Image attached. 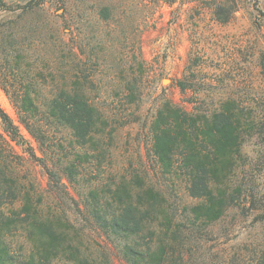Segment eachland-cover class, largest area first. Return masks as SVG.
<instances>
[{"label": "trees", "instance_id": "obj_1", "mask_svg": "<svg viewBox=\"0 0 264 264\" xmlns=\"http://www.w3.org/2000/svg\"><path fill=\"white\" fill-rule=\"evenodd\" d=\"M24 1L18 7L0 0V9L15 13L20 8L25 14L51 0ZM212 1L216 19L229 21L225 1ZM16 19L0 24V69L11 75L0 74V88L16 114L14 120L0 106V264H113L83 247L85 228L102 234L126 264H183L187 243L228 209L244 208L243 182L233 181L245 165L244 142L264 135V115L257 118L232 99L188 109L166 98L149 123L151 155L157 172L170 182L181 179L195 202H170L151 181L139 188L129 182L108 191L99 188L86 176L99 160L112 116L80 84L81 69L76 70L72 85L67 84L58 54L52 59L56 71L49 72L50 84L41 86L43 74L33 66L32 39L28 32L17 33ZM57 38L59 50L64 49V38ZM59 44H54L56 53ZM193 76L188 67V73L176 81L181 93L197 92ZM21 126L37 142L40 155ZM28 160L29 165L34 160L41 166L45 185L35 179ZM66 181L85 185L86 191L77 194L79 200L69 194ZM67 199L73 203V218L63 206ZM260 208L255 218L264 220ZM14 236L20 249L13 247ZM258 261L264 264V251Z\"/></svg>", "mask_w": 264, "mask_h": 264}, {"label": "rangeland", "instance_id": "obj_2", "mask_svg": "<svg viewBox=\"0 0 264 264\" xmlns=\"http://www.w3.org/2000/svg\"><path fill=\"white\" fill-rule=\"evenodd\" d=\"M8 1L18 7L25 3ZM223 1L226 14H231L225 23L216 19L212 0H51L25 14L20 8L15 13L0 9L1 25L17 16V33L30 35L33 66L44 76L41 86L50 84L49 72L56 71L51 68L52 59L58 54L68 74L67 84L72 85L76 70L81 69L80 84L95 104L111 114L99 148L102 153L87 172L86 180L92 185L108 191L122 183L139 188L151 181L170 202H195L181 179L170 182L157 172L148 128L158 104L171 98L191 109L232 99L250 108L257 118L264 115V0ZM59 35L66 42L62 51ZM54 44H59L57 53ZM188 67L194 74L195 96L191 89L181 93L176 85ZM2 72L11 78L9 71L0 69L4 76ZM0 106L16 120L1 88ZM20 129L40 155L37 142ZM242 154L245 165L233 182H243L240 200L244 208L228 209L187 243L182 249L183 264H258L264 251V220L255 218L264 208V135L245 141ZM32 161L26 164L45 185L44 171ZM65 183L75 199L86 191L82 183ZM63 206L73 218V203L67 199ZM85 232L83 247L90 255L126 264L102 234L89 228ZM13 241L14 249H20L16 236Z\"/></svg>", "mask_w": 264, "mask_h": 264}]
</instances>
